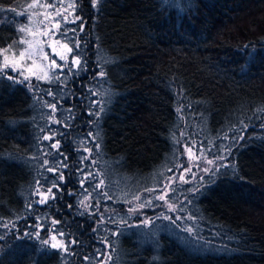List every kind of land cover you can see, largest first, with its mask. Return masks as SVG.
Masks as SVG:
<instances>
[{"label":"trees","instance_id":"16d2710c","mask_svg":"<svg viewBox=\"0 0 264 264\" xmlns=\"http://www.w3.org/2000/svg\"><path fill=\"white\" fill-rule=\"evenodd\" d=\"M25 1L0 0V49L20 38ZM74 14L81 64L41 82L53 98L0 72V264H264V0H78ZM88 89L102 95L96 117ZM53 133L68 168L48 193L56 180L43 161L55 166L54 153L43 137ZM194 140L227 161L192 197L200 240L127 226L124 201ZM84 155L99 192L78 182ZM39 193L55 200L39 204Z\"/></svg>","mask_w":264,"mask_h":264},{"label":"rangeland","instance_id":"374dc122","mask_svg":"<svg viewBox=\"0 0 264 264\" xmlns=\"http://www.w3.org/2000/svg\"><path fill=\"white\" fill-rule=\"evenodd\" d=\"M30 4L35 6L29 8L28 5ZM77 4L78 0H26L23 2L20 7L17 8V12H26L28 14L27 16L24 15L25 21L20 25V29H25V31H21V36L15 43L4 49H0V72L15 78L36 94H42L47 98H53L52 95H47L46 93L48 92L40 88L42 86L41 82L52 81L61 72L66 71L67 68L75 69L78 67L72 64L73 58L76 57L74 52H69L64 47V45H67L70 48L69 42L72 40V35H75L74 32L70 31V23L77 20L74 14ZM44 5H54V7H44ZM56 12H60L63 16H66L68 22L65 23L63 19L56 16ZM45 15L48 16L47 20L44 19ZM56 22L60 24L58 30L53 27ZM65 30H67V36H61L60 33ZM44 31H49V35L44 36ZM24 41H28L29 43H24ZM29 44H31V47ZM21 52L25 53L23 60L20 59ZM61 56L65 57L63 61L60 59ZM76 58L81 62V57ZM52 60H55L56 65L60 67L52 66ZM6 62L9 65L15 64V67H5ZM29 68H31L36 75H32V73L28 71ZM45 72H47L49 79H40ZM61 76H63V74H61L60 77ZM25 77H27L26 81ZM87 91L88 96L90 94L88 99L92 102L90 105L91 109L97 108L96 112L99 114L102 108V95L100 93L96 94L92 89H88ZM93 101H95V103H93ZM57 106L58 104L56 103V110H59ZM96 116L97 115H93V117ZM84 129L85 127H81L80 131ZM51 130L54 131L55 128L51 127ZM83 133L87 137L82 147L84 150L88 148L86 146L87 141H92L88 133H91L93 137L95 136L94 133L89 130H85ZM182 144V150L180 148L181 152L179 150L176 156L174 167H170L166 171L167 174H165L164 171L161 177H159V174H156L150 186H146L147 188L141 189L134 197L124 201L123 206L125 207V211L123 214L125 218H128L125 220L128 221L126 223L128 224L127 226L131 225L136 228L139 226H152L149 230H141V233L145 235H149L151 232L154 233V231L165 232V230L169 229L173 231L175 235L178 234L183 242L190 241V238L194 241L200 240L199 235L200 232L204 230V226L201 218L191 213L190 207L192 204V197L196 195L201 188L207 185L208 179L214 178V175L220 167L227 165L226 155H221L223 159H217V157L221 156L207 154L209 147L200 144L196 140L191 144H186L185 142H182ZM207 160H213L214 163L209 165L207 164ZM205 167L210 169L208 173L202 171ZM185 168H191L192 171L184 172L183 169ZM173 174H175V181L170 183ZM181 174L185 176L187 182H181L179 180ZM97 183H100V181ZM159 195H166V199L164 201L158 200L157 196ZM135 197H139V199H135ZM47 199H51V196ZM88 204L91 205V203ZM141 204H145V207L141 208ZM169 205L176 206L177 210L175 212L170 211ZM87 207L89 206H86V208ZM96 208L103 210V207L99 204L96 205ZM132 209H135V211H132ZM99 214V216L102 217L103 214L106 213L105 211H101ZM165 215L170 216L171 220L164 219L163 217ZM191 216H195L196 219H190L189 217ZM145 221H148V223H144ZM98 223L104 228L113 225V223L108 224V222L102 220H99ZM4 226L5 225H0V232L3 230ZM190 227L193 228L192 233L186 231V229ZM208 232H211L210 228ZM213 232L215 233V230ZM52 236H55V234ZM52 236L50 237L51 244H61L62 241L60 238L55 236L56 239H52ZM209 243H211V241L208 240L201 245L197 243L196 245L195 242L191 245H193L194 251L202 252L203 249H211ZM108 256H110L109 250L106 249L104 254L106 262Z\"/></svg>","mask_w":264,"mask_h":264},{"label":"snow or ice","instance_id":"6c2138e0","mask_svg":"<svg viewBox=\"0 0 264 264\" xmlns=\"http://www.w3.org/2000/svg\"><path fill=\"white\" fill-rule=\"evenodd\" d=\"M91 2L93 4V6L95 7V4H96L97 0H91ZM34 6L35 5H31V4L28 5L29 8H32ZM44 7H54V5H44ZM70 7H71V5H70ZM18 15H25V16H27L28 14L25 12V13H18ZM56 16H58L61 19H63L65 21V23L68 22L67 21V17L66 16H63L60 12H56ZM44 19L47 20L48 19V16L45 15L44 16ZM77 19H81V18L80 17H77ZM73 23H75V21H73ZM53 27L58 30L60 28L59 22H56L53 25ZM80 30L81 31L83 30V27L82 26H81V29ZM21 31H25V29H21ZM73 32H75V30H73ZM43 35L44 36H48L49 35V31H44L43 32ZM60 35L61 36H67V30H65L64 32H61ZM24 43H29V42L28 41H24ZM29 46L31 47V44H29ZM74 46L76 48H79V44L78 43H74ZM64 47L69 52L72 51V49L69 48L67 45H64ZM24 56H25V53L24 52H21L20 53V59L23 60L24 59ZM60 59L63 61L65 59V57L61 56ZM80 63L81 62H80V60L78 58H76V57L73 58V61H72L73 66H79ZM51 64H52V66L60 67L59 65H56V61L55 60H52ZM10 66L11 67H15V64L9 65L7 62L5 63V67H10ZM84 69L86 70V63L84 65ZM71 70L72 69L70 68V71ZM28 71L31 72L32 75H36V73L33 72L31 68H29ZM77 71H79V68H77ZM99 75H100V77H103L104 76V73H103L102 70L99 72ZM8 78L9 79H12V77H8ZM40 79H45V80L49 79L47 72H45L44 75L42 77H40ZM26 80H27V77H25V81ZM89 91H91V90H89ZM46 94L47 95H50V96L52 95L51 92H48ZM56 103H58V101L53 102L51 105H48V107H50L52 110H55ZM93 103H95V101H93ZM70 111L71 110H69V112ZM100 111H103V109L101 108ZM89 115H98V112L89 113ZM53 122H55L57 124L60 123L59 121H53ZM61 126L62 127H66L67 125H61ZM88 136L91 137V140L93 142L96 140V137L91 136V133H88ZM43 139L50 142L49 145H48V147L50 149H52V151L54 153V165H55L53 167H47V161L46 160L43 161V164L46 166V171L52 173L53 174V179L56 180V183L55 184H52L48 188L47 191H48V193H51L52 192V188L55 187L56 188V191L59 192V191H61L60 183L61 182H66L64 180L63 170L68 168L67 157L64 156V154L59 150L60 149V143H59L58 140H55V133H53L52 135H45L43 137ZM95 147L98 149L99 148V145L98 144H95ZM84 152L90 154L91 153V149L85 148L84 149ZM217 159H223V157L222 156L221 157H217ZM85 161H88L89 163H94V161H90V155H84V156L81 157V165L76 168V171L80 174V176L78 177V182H79V184H80L81 187H83L84 184H85V182H87L88 185L90 187H92L94 191L99 192V189L102 186V181L100 183H94V181L97 180L99 174L98 173L93 174L91 171L85 172V165H84V162ZM213 163H214L213 160H207V164L211 165ZM183 171L184 172H191L192 170H191V168H185V169H183ZM202 171L205 172V173H208L210 171V169L207 168V167H205V168L202 169ZM179 180L181 182H187L186 181V178H185V176L183 174H181L179 176ZM174 181H175V174H173V178H172V180H170V183H172ZM85 191H86V189H85ZM149 191H151V190H149ZM39 195H41L42 198L39 199V200H37L36 202L39 203V204H45L47 202V195L44 194V193H39ZM69 195H72V193H69ZM89 195H91V194H89ZM103 195L106 196V194H103ZM51 198L53 200H55V194L54 193L52 194V197ZM135 199H139V197H135ZM157 199L158 200H161V201H164L166 199V195H159V196H157ZM140 207L141 208L145 207V204H141ZM169 210L175 212L177 210V207L174 206V205H169ZM132 211H135V209H132ZM163 218L166 219V220H171V217L170 216H167V215H165ZM189 218L190 219H193V220L196 219L195 216H191ZM55 223H58V222L54 221L53 224H55ZM144 223H148V221H145ZM4 227H7V226L5 225ZM186 231L189 232V233H192L193 232V228H191V227L190 228H187ZM60 234L63 235L62 232ZM52 239H56V237L55 236H52ZM43 243L44 244H47L48 241H43ZM70 243H75V241H70ZM101 243L107 246V241L106 240H102ZM51 247L53 249L59 250L62 247V245L61 244H52ZM64 250L66 251L67 249L65 248ZM96 254L97 255H100L101 254L99 249L96 250ZM83 259L84 260H88L89 257L88 256H84Z\"/></svg>","mask_w":264,"mask_h":264}]
</instances>
